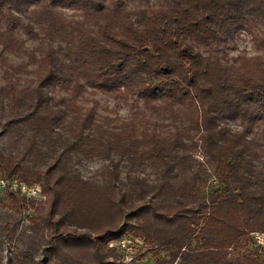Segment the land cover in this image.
<instances>
[{"label":"trees","instance_id":"obj_1","mask_svg":"<svg viewBox=\"0 0 264 264\" xmlns=\"http://www.w3.org/2000/svg\"><path fill=\"white\" fill-rule=\"evenodd\" d=\"M241 30L256 53L230 54ZM0 175L41 187H4L12 214L34 211L38 264L55 246L116 264L123 234L169 247L162 264H264L247 248L264 229V0H0Z\"/></svg>","mask_w":264,"mask_h":264},{"label":"rangeland","instance_id":"obj_2","mask_svg":"<svg viewBox=\"0 0 264 264\" xmlns=\"http://www.w3.org/2000/svg\"><path fill=\"white\" fill-rule=\"evenodd\" d=\"M237 49L231 50L230 54H236L242 48H246L248 54H254L256 51L251 47L250 35L244 30H241L239 34L235 37ZM100 97V94L96 95ZM102 104L99 110L103 113H108L115 115L117 113H125L126 105L121 103L116 105L111 100L106 103L101 99ZM107 105L108 109H104L103 106ZM234 124L238 125L237 121ZM197 158L201 159L200 153H196ZM203 160V159H201ZM90 168H95L100 164V160L91 159L88 161ZM88 174V171H84ZM1 177V175H0ZM122 177H125V173H122ZM213 183V182H212ZM210 186L206 187L209 190ZM10 189L0 188V226H4L6 222L10 223L9 228H0V264H7L9 259H11V264H38V261L43 258L44 249L48 246V243L43 239L39 231L35 229H28V219L27 215H34L33 210H25L20 215L12 214L9 208L6 206L9 202ZM37 199H44V195H37ZM257 231H251L250 237L251 241L247 248L250 250H256L261 256L264 262V247L258 245L254 241V233ZM34 233V237L40 242L38 246L37 240L30 234ZM123 242V246L119 242ZM113 246L118 248L117 253L120 258L116 261V264H162L163 261L169 259L170 249L169 247L152 245V243L144 242L143 239L135 238L132 239L128 234H123L120 240L117 242H112ZM110 247V246H109ZM22 251H27V255L24 256ZM65 252L63 247L55 246V249L46 251L48 256V264H68L65 263L62 253ZM236 255L235 252L229 251V257ZM178 262V260H176ZM84 262V260H83Z\"/></svg>","mask_w":264,"mask_h":264},{"label":"built area","instance_id":"obj_3","mask_svg":"<svg viewBox=\"0 0 264 264\" xmlns=\"http://www.w3.org/2000/svg\"><path fill=\"white\" fill-rule=\"evenodd\" d=\"M10 187L12 189H18L20 194L26 198H34L37 195H41V187L39 184L34 183V184H26L24 182H19L16 179L13 180H4L0 179V188L4 187ZM254 241L264 247V231H257L254 234ZM120 246H123V242H119ZM110 247L113 246L112 243L109 244Z\"/></svg>","mask_w":264,"mask_h":264}]
</instances>
